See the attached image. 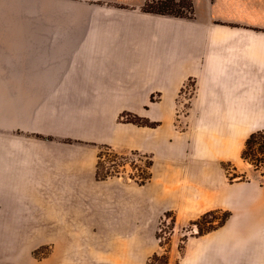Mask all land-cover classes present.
Instances as JSON below:
<instances>
[{
    "label": "crops",
    "instance_id": "0c3cea01",
    "mask_svg": "<svg viewBox=\"0 0 264 264\" xmlns=\"http://www.w3.org/2000/svg\"><path fill=\"white\" fill-rule=\"evenodd\" d=\"M189 1L176 17L147 0H0V249L50 243L56 264L95 254L79 249L264 264V186L224 166L249 172L241 149L264 129V0ZM100 144L148 155L150 179L97 180ZM209 210L230 216L184 232Z\"/></svg>",
    "mask_w": 264,
    "mask_h": 264
},
{
    "label": "rangeland",
    "instance_id": "374dc122",
    "mask_svg": "<svg viewBox=\"0 0 264 264\" xmlns=\"http://www.w3.org/2000/svg\"><path fill=\"white\" fill-rule=\"evenodd\" d=\"M147 4L145 5V8L149 10H165V11H171L175 14H187L189 5L188 1H182L181 3H174L170 5L169 7L164 5H158L157 0H147ZM163 6V7H162ZM193 94V82H188L185 86V90L180 98L181 101L186 104L185 99L190 97ZM119 153V156L122 154L124 158H116L111 155H103L101 158V166H104L105 168H108L110 171L117 170L118 176H123L127 179H136L139 180L138 174L141 172L142 169L145 168V164L148 162L149 158L143 154L140 153H133L131 151H120L117 150ZM111 159H114L113 161ZM245 162V161H244ZM113 165H115L114 170L109 169ZM248 168L250 169L249 172H240L238 170H235V167H232L231 164H225V169L227 170V175L229 180H237L240 178L241 175H243L244 178L250 179H260L264 181V178L259 175L258 172L252 171L250 164H247ZM235 168V169H234ZM241 168V166H240ZM115 172V171H114ZM116 173V172H115ZM212 219V218H209ZM169 224L170 222L163 221L160 224L159 230L157 232L159 233L160 237L159 240L161 243H166L167 239L169 238ZM195 226L187 225L184 229V232L189 233L192 232L193 229H195ZM181 243H179V246ZM180 249V248H179ZM95 254L91 255L88 260V253L94 252ZM85 250V249H79L77 250V253H80V257H83L84 259H87L88 262H83L80 264H120L117 263L114 257H110V252L112 250ZM165 249H162L159 251V255L157 258H151L148 259V264H165L166 258L161 255ZM57 252H60L62 254V250H57L55 248L51 247L50 243H44L41 244L39 247L36 248H16V249H0V264L4 261H10L11 264H56L55 256ZM9 256V257H8ZM127 264H139L135 259L132 260V258L129 256Z\"/></svg>",
    "mask_w": 264,
    "mask_h": 264
},
{
    "label": "trees",
    "instance_id": "16d2710c",
    "mask_svg": "<svg viewBox=\"0 0 264 264\" xmlns=\"http://www.w3.org/2000/svg\"><path fill=\"white\" fill-rule=\"evenodd\" d=\"M159 3L158 5H164L169 7L170 5L174 4V3H181L182 1H188V5L189 8L188 9V13L187 14H175L171 11H165V10H149L147 8H145V5L147 3H145L143 5V10L146 12H152V13H156V14H160V15H172V16H176V17H185V16H190L191 12H192V5L191 2L189 0H157ZM163 7V6H162ZM188 82H192L191 80H189ZM187 82V83H188ZM194 86V84H193ZM194 89V87H193ZM151 100H153V97H151ZM121 121L124 122H131L137 125H153L152 122H149L148 120H143L140 117H138L135 114L132 113H123L120 116ZM133 153H138L136 151H131ZM119 152L106 144H100L97 146V162H96V179L97 180H104L108 177H112V176H118L117 174V170H114L115 165H113L111 168L109 169H113L114 171H110L108 170V168H105L104 166H101V158L103 155H111L113 157H120V158H124V156L121 154L119 156L118 154ZM145 156H147L149 158L148 162L145 164V168L141 170V172L138 174V178L139 180L133 179V181L137 182L138 184H143L146 181H148L151 177V173H150V167L152 164V161L150 159V157L146 154H143ZM240 157L243 161L247 162L248 164H250L251 168L253 171L258 172L260 176H262L264 178V129H257L255 131H252L248 137L245 140L244 146L241 149L240 152ZM112 161L114 159H111ZM225 166V164H224ZM235 169V168H234ZM236 170V169H235ZM248 180L246 178L243 177V175L240 176L239 179H237V181H245ZM259 181V184L261 186H264V181L257 179ZM167 215H169V212H166ZM230 216V212L226 211V210H209L204 212L202 215H200L198 218H196L195 220H192L188 225L190 226H195L196 227V235H202L206 232H209L213 229H216L217 227L221 226L226 220L227 218ZM212 218V219H209ZM173 223V217L171 218V222L170 224L172 225ZM169 224V226H170ZM157 238L160 237L159 233H156ZM169 239V238H168ZM167 239V242H168ZM163 243H161L162 245ZM182 243L179 246V248H182ZM167 250H165L163 253H161V255L163 257L166 258L165 260V264H167V259H168V255H167ZM159 255V253H154L150 256L149 260L151 258H157V256ZM149 262V261H148ZM147 262V264H148Z\"/></svg>",
    "mask_w": 264,
    "mask_h": 264
}]
</instances>
